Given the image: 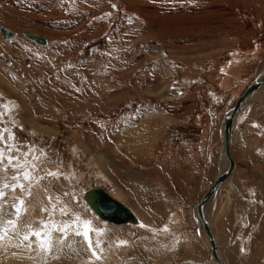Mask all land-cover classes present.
<instances>
[{"label":"rangeland","instance_id":"374dc122","mask_svg":"<svg viewBox=\"0 0 264 264\" xmlns=\"http://www.w3.org/2000/svg\"><path fill=\"white\" fill-rule=\"evenodd\" d=\"M1 28L0 131L32 179L31 195L5 189L0 224H47L55 241L90 221L100 259L69 229L50 253L5 240L0 264H214L192 208L223 165L227 110L264 73V0H0ZM234 133L236 172L206 216L228 264H264V94ZM13 174L0 166V183ZM98 186L140 223L95 214Z\"/></svg>","mask_w":264,"mask_h":264},{"label":"snow or ice","instance_id":"6c2138e0","mask_svg":"<svg viewBox=\"0 0 264 264\" xmlns=\"http://www.w3.org/2000/svg\"><path fill=\"white\" fill-rule=\"evenodd\" d=\"M4 133H8L7 140H15L14 135H12L8 129L5 128L2 131H0V142L4 144V147L0 148V166H3L5 171H8L10 169L14 170L12 181H14L15 183L12 184L0 183V200L5 199L6 197L5 189H10L11 191L15 192L16 189L19 188L20 190H27L29 195H31L30 188L26 189L25 185L23 183H20V176H22L23 179L26 181H30L32 179L30 172L24 170L27 162H25L24 165L20 163V159L24 154L19 152V147L7 143V141L4 139ZM6 150L8 152H12L13 150H15L17 153H19V155L16 156L6 155ZM48 175L55 176L56 173L50 172L48 173ZM24 204L25 202L19 198H17L13 202L12 208L15 210V214L17 218H19L21 214L26 211ZM6 211H7L6 206L4 204H0V213H5ZM43 211H47V209H44ZM78 221H79V217H76L75 222ZM8 226H11V235ZM140 227H147V226L141 224ZM27 228L28 230L21 235V233L16 228V221L9 219L6 222V225L0 224V233H2L0 234V247L4 246L2 242H4L5 240H11L12 238H17L21 241V243H26V246L29 249H31L32 238L35 237L40 251L44 253H50L54 248L56 250H60L62 246L71 247V244L68 243V236H69V229H73L72 234L78 237H82L83 241L87 244L88 250L91 251L92 256L95 257L96 259H100V256L95 251V248L93 246V241L90 235L94 231L100 234V230L93 228L91 226L90 221H84L78 227H74V225H70V224H64L62 226H59L55 230L58 231L61 235L58 236L55 241L52 238V232L48 230L47 224L42 223L40 228H33L31 225L27 226ZM163 230L167 231L166 228ZM99 243L100 242L97 241L96 246H99ZM126 243L127 241H120L118 246H123Z\"/></svg>","mask_w":264,"mask_h":264},{"label":"water","instance_id":"95a60500","mask_svg":"<svg viewBox=\"0 0 264 264\" xmlns=\"http://www.w3.org/2000/svg\"><path fill=\"white\" fill-rule=\"evenodd\" d=\"M2 32H5L8 37L12 35L7 33L4 28H1ZM31 39L37 42H43L44 39L31 36ZM264 90V78L260 76L255 81L250 83L246 88L245 92L239 97L236 104L229 108L226 112L224 123L225 125V133H226V155L228 158H232L231 156V146H232V137L234 134V116L238 111L239 107L245 103L247 100H250L253 97V93H262ZM227 116V117H226ZM233 161V159H232ZM225 166V168H224ZM220 168L218 175L215 179V182L210 187V189L206 192V194L202 197L201 201L197 204L198 212L200 218L202 220V224L204 226L205 232L210 237V241L212 244V249L214 256L218 264H224L219 253H218V246L214 240L212 235L209 222L206 219V205L213 194L224 184L227 173L228 167L224 165ZM88 200L92 207L96 210L98 215L103 219H106L115 224L127 223V222H137L136 215L131 210L129 206L125 203L121 202L120 200L111 196L103 187H93L89 191Z\"/></svg>","mask_w":264,"mask_h":264},{"label":"bare ground","instance_id":"6f19581e","mask_svg":"<svg viewBox=\"0 0 264 264\" xmlns=\"http://www.w3.org/2000/svg\"><path fill=\"white\" fill-rule=\"evenodd\" d=\"M4 30H6V29H4ZM0 32L5 36V38L6 39H11V38H13L14 37V34H11L8 30H6V32L7 33H10L12 36L11 37H8L7 35H6V33L5 32H2V30L0 29ZM29 39H31V35H29V37H28ZM31 40H33V39H31ZM35 41V40H34ZM37 42V41H36ZM38 43H42V44H44V43H46V41L44 40L43 42H38ZM6 52V51H5ZM263 78H264V73L261 75ZM263 94H264V90L262 91V93H256V92H254L253 93V97L250 99V100H247L245 103H243L240 107H239V109H238V111L236 112V114H235V116H234V123H235V121H236V118H237V116H238V114L242 111V110H244V109H246V107L247 106H249L250 104H253V103H255L256 101H258V100H260L262 97H263ZM227 117V116H226ZM225 123L223 122V127H222V132L220 131V133H222V142H223V146H224V162H223V165L222 166H224V165H227V166H229L228 167V173H227V176H226V179H225V182H224V184L213 194V196L210 198V200L208 201V203H207V205H206V208H208L210 205H212V204H214L216 201L215 200H217V198H218V196H219V193L222 191V190H224V188L227 186V184L231 181V179H232V176H233V174L235 173V171H236V163L234 162V160L232 161V159H233V155H232V149H233V141H234V139H233V137H234V134H233V137H232V146H231V156H232V158L230 159V158H228L227 157V155H226V133H225ZM234 164V167L232 168V165ZM221 166V167H222ZM224 168H225V166H224ZM88 195H89V192L86 194V201L88 202V204L90 205V207L92 208V210L95 212V214H97L98 215V213L96 212V210L92 207V205L90 204V202H89V200H88ZM198 204V203H197ZM197 204H195L194 206H193V208H192V214L194 215V218H195V221H196V223H197V225H198V227L199 228H201V233H202V236H203V238H204V241H205V243H206V245L209 247L208 249H209V254L211 255V258H212V262L214 263V264H218V262H217V260H216V257L214 256V253H213V249H212V244H211V241H210V237H208V235L206 234V232H205V229H204V226H203V224H202V220H201V218H200V215H199V212H198V207H197ZM209 210V209H208ZM207 214V213H206ZM99 216V215H98ZM100 217V216H99ZM102 220H104V221H106V222H109V223H112V222H110V221H108V220H106V219H103L102 217H100ZM137 218V217H136ZM206 219H207V221L209 222V219L207 218V216H206ZM127 223H131V224H133V225H138L139 223H140V221L138 220V218H137V222H127ZM113 224H115V223H113ZM121 224H126V223H121ZM121 224H116V225H121ZM211 225V223H209V226ZM210 229H211V226H210ZM211 232H212V230H211ZM212 235H213V233H212ZM214 237V236H213ZM214 240H215V238H214ZM215 242H216V240H215ZM216 244H217V246H218V243L216 242ZM218 253H219V255H220V257H221V259H222V261H223V263L224 264H227V262L224 260V258H223V256H222V254H221V251H220V247L218 246Z\"/></svg>","mask_w":264,"mask_h":264},{"label":"crops","instance_id":"0c3cea01","mask_svg":"<svg viewBox=\"0 0 264 264\" xmlns=\"http://www.w3.org/2000/svg\"><path fill=\"white\" fill-rule=\"evenodd\" d=\"M253 104H254V103H253ZM221 119H222V116H221ZM222 127H223V123H222ZM214 134H215V133H214ZM234 134H235V133H234ZM234 137H235V136H234ZM221 138H222V136H221ZM220 140H222V139H220ZM233 143H234V142H233ZM233 151H234V148L232 149V155H234V152H233ZM235 159H236V158H235ZM233 167H234V164L232 165V168H233ZM218 172H219V171H218ZM235 172H236V171H235ZM234 174H235V173H234ZM232 178H233V177H232ZM231 181H232V180H231ZM231 181H230V182H231ZM230 182H229V183H230ZM227 186H228V185H227ZM227 186H226V187H227ZM226 187L224 188V190L226 189ZM221 192H222V191H221ZM221 192H220V193H221ZM220 193H219V196H220ZM242 193L246 194L245 191H242ZM219 196H218V197H219ZM236 198H238V196H236ZM245 204H246V203H244V206H245ZM213 206H214V205H213ZM213 206L211 207V209L213 208ZM240 206H243V204H241ZM234 208H235V207H234ZM261 208H264V207H261ZM206 209H207V208H206ZM251 210H252V209H251ZM238 211H239V210H238ZM231 212H233L232 214H235L234 217H233V219L236 220V213H237V210H235V209L232 208V211H231ZM258 212H259V213H264V210L261 209V210H258ZM207 218H208V217H207ZM239 221H240V220H239ZM236 222H237V221H235V223H236ZM240 222H241V221H240ZM209 223H210V222H209ZM210 226H211V225H210ZM211 230H212V228H211ZM212 233H213V231H212ZM213 236H214V235H213ZM215 237H216V236H214V238H215ZM215 240H216V238H215ZM216 242H217V241H216ZM217 243H218V242H217ZM220 251H221V250H220ZM222 256H223V255H222ZM226 259L229 261V263H230L231 261H234V260H231V259H230V260H231V261H230L229 258H226ZM224 260H225V258H224ZM225 261H226V260H225ZM226 262H227V261H226ZM234 263H235V262H234ZM227 264H228V263H227ZM231 264H232V263H231Z\"/></svg>","mask_w":264,"mask_h":264}]
</instances>
